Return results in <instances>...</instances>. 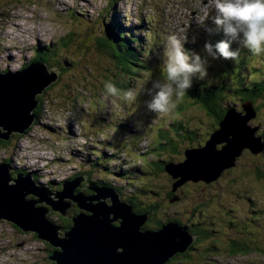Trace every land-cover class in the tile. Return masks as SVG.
I'll use <instances>...</instances> for the list:
<instances>
[{"label": "rangeland", "instance_id": "obj_1", "mask_svg": "<svg viewBox=\"0 0 264 264\" xmlns=\"http://www.w3.org/2000/svg\"><path fill=\"white\" fill-rule=\"evenodd\" d=\"M205 10L210 19L214 13L208 0H0V73L18 72L41 61L59 74V81L41 96L43 108L35 124L0 148V163L9 162L13 178L19 173L32 174L38 185L54 191L61 190L67 179L87 173L79 189L103 180L140 209L159 204L151 226H147L150 230H160L156 223L168 217L198 225L196 233L204 239H199L196 250L179 254L171 264H264V155L245 150L235 168L226 169L216 181L188 182L170 199L172 184L178 180L166 167L182 163L184 151L198 148L204 138L208 141L214 120L185 97L164 116L146 107L152 82L162 78L168 35H178L190 54L195 51L205 56L203 45L213 40L208 39L204 25L194 20ZM110 28L131 40L142 38L137 43L139 64L124 68L112 59L103 41L104 31ZM236 47L240 46L234 43ZM42 55L48 63L38 59ZM239 59V64L231 61L226 66L228 60L209 58L207 78H194L201 86L226 84L223 108L238 111L243 103L237 95L232 96L235 87L224 77L240 73L247 79V87L254 80L262 82L264 54L254 56L240 47ZM109 81L123 85H115L121 94L134 90L136 99L128 103L107 95L104 84ZM178 106L183 108L180 114ZM177 119L184 124L178 135L171 129ZM253 121L249 126L258 127L257 135L263 133L264 108ZM159 132L174 133L172 145L177 150L154 151L161 140ZM188 134L195 139H189ZM98 155L103 156L99 161ZM155 162L160 165L159 172L151 169ZM257 168L263 179L250 175ZM142 181H146L144 185ZM142 186L149 192L139 193ZM61 217L53 211L48 214L49 220L60 226ZM233 241L242 245L245 241L247 254L245 247L232 252L229 246ZM47 246L33 233L0 222V264H46L52 252Z\"/></svg>", "mask_w": 264, "mask_h": 264}, {"label": "water", "instance_id": "obj_2", "mask_svg": "<svg viewBox=\"0 0 264 264\" xmlns=\"http://www.w3.org/2000/svg\"><path fill=\"white\" fill-rule=\"evenodd\" d=\"M54 71L40 61L18 72L0 73L1 141L23 136L35 124L40 97L59 81ZM256 117L251 101L243 103L242 111L227 108L206 147L188 148L184 163L166 167L178 180L174 187L188 182L211 183L226 169L234 168L245 150L253 155L263 153L264 137L256 135L258 127L249 126ZM85 178L67 179L61 190L54 191L38 185L32 174L19 173L13 178L11 166L0 163V222L10 223L22 233H33L53 247L49 259L55 264H167L195 243V236L177 222L166 223L158 231L143 230L149 213L136 214L113 188L89 183L83 190L92 195L77 192ZM74 204L85 213L74 217L72 228L60 237L61 229L48 214L53 211L67 217Z\"/></svg>", "mask_w": 264, "mask_h": 264}, {"label": "clouds", "instance_id": "obj_3", "mask_svg": "<svg viewBox=\"0 0 264 264\" xmlns=\"http://www.w3.org/2000/svg\"><path fill=\"white\" fill-rule=\"evenodd\" d=\"M208 6L214 13L211 18L205 10L203 15L198 14L194 18L195 23L204 25L210 36L222 33L224 39L215 43L205 41V56L202 57L195 51L190 54L178 35H168L161 66L162 78L152 82L148 92L150 99L146 104L148 111L158 116L169 114L176 102L193 88L194 78L201 81L207 78L209 58L237 61L240 47L254 56L264 54V0H208ZM234 43L240 47L233 48ZM104 87L109 96L119 97L128 103L136 99L132 89L121 94L110 81L105 82Z\"/></svg>", "mask_w": 264, "mask_h": 264}, {"label": "trees", "instance_id": "obj_4", "mask_svg": "<svg viewBox=\"0 0 264 264\" xmlns=\"http://www.w3.org/2000/svg\"><path fill=\"white\" fill-rule=\"evenodd\" d=\"M138 27H141V26H138ZM112 31H113L112 28H110L109 30H105L104 34H105L106 38L103 40L105 42V44H106V47L108 48V51L110 52V55H111L112 59L115 60L116 62L118 61V63L123 65L124 68L127 67L128 65L136 66L137 64H139L141 49H140V46L137 45V43L141 42L142 38L139 37V38H136L135 40L134 39L131 40L128 37V35L125 34L124 32H122V34H119L117 32L113 33ZM206 36H207V34H206ZM212 38H213L212 36L208 35V39H212ZM221 39H224V37H220L217 40L212 41V42L215 43L216 41L221 40ZM133 43H135V47L132 46ZM198 46H200V45H198ZM198 46L195 45V48L198 47ZM149 54H150V51L148 52V55ZM145 57L147 58L148 56H145ZM45 58H46L45 55H42L38 59H40L42 61L45 60L48 63V60H46ZM35 61H37V60H35ZM230 62L231 61H227V63H225V65L229 66ZM232 62H234V61H232ZM234 63L235 64H239L240 63V59H238ZM226 77H227V81L228 80L232 81L229 84L235 87V88L231 89V91L233 93L232 96L237 95V97L240 98L242 103L251 101L253 103V105H254V108H255V111H256L257 117H258V113L260 112L261 108H264V102L256 104L261 99H264V80L262 82H258L256 80H254V81L250 82L248 87H247L246 86L247 79L245 77H243L242 75H240V73H235L234 75L225 76L224 79ZM116 84H118L119 87L124 88L123 85L115 82V85ZM208 85H210V84L204 85V83H203L202 86H201L200 84H197L194 81L193 88L191 90H189V92L184 97L187 100H191L197 106L199 105L206 115L212 117V119L214 120V123H213L214 127H213V132L211 134H213L214 131L219 128V124L224 119L225 113L227 111V108H223V96H222L223 92L227 91V89H226V84H220V85L218 84L217 86H208ZM39 100H40L39 107L35 111L36 114H37V118L39 117V114H40V112L42 111V108H43V102H42L41 97H40ZM182 110H183L182 106H180V107L178 106L176 108V111L178 112V114H180L182 112ZM179 116H181V115H179ZM179 116H177V117H179ZM257 117H256V119H257ZM171 129H174L176 135H178L180 133L179 130L180 129H184V124L182 123L181 120L179 121V119H177V122L171 127ZM207 133H205V134H207ZM211 134H210V136H211ZM158 136L160 137L161 140H159V142L155 146V150L154 151L166 150L167 147H170L171 151L176 149L175 146L172 145L174 143V136H175L174 133L172 135H170V134H167L166 132H164V133L163 132H159ZM187 136H188L189 139H192V140L195 139L194 137L191 138V135H189V134ZM257 136L264 137V132L259 134V135H257ZM12 139H14V137ZM9 143H10V141L4 142V141L0 140V148H5L6 146L9 145ZM202 143L204 144V141ZM206 143H207V141H206ZM206 143H205V145H206ZM203 144H201L202 146H198V147H203ZM184 153H185V151H184ZM261 154L264 155V152L261 153ZM263 155H261V157ZM100 158H103V156L102 155H98L97 160L99 161ZM185 159H186V157H185V154H184L183 161ZM165 163H168V162H164V164ZM154 165H155V167H154ZM159 166L160 165L158 164V162H155V164L154 163L152 164L151 169L154 170V171H158L159 172L160 171L159 170ZM163 169H164V167H162V170ZM260 171H262V170L260 168H257L255 170H252L251 172H253V173H251L250 175L253 176L256 179H263L262 178L263 174L260 173ZM84 174L86 175L87 173H84ZM90 174L91 173H88V175H90ZM77 177L78 176H74V178H77ZM97 182H99L101 185H104V186L113 188L115 190H118L117 187H115V186H113V185H111L109 183H105L103 180H98ZM145 182L146 181H142L141 184L144 185ZM192 183H194V182H192ZM51 184H54V183L51 182ZM131 184L134 186V183H131ZM175 184H176V182H174L172 184L171 195L169 196L170 199L176 197V195L174 194L175 192L179 191L182 188H186V186H187V183H186V184H184V185H182V186H180L178 188H175L174 187ZM61 189H62V187H61ZM142 189L143 190H138L139 193L146 194V193L149 192V190L145 189L143 186H142ZM87 194H90V193H87ZM128 201H130L131 204L135 207L134 211H135L136 214L142 215V214L149 213V220L147 221V223L143 227V230H146L148 228L147 226H151V225H149V222L154 220V215H155L156 211L159 209V204L149 205V206H147V207H145L143 209H140L135 204L134 201H132L131 199H128ZM68 220L69 219H67V217H61L62 226L56 224L57 226H59V228L62 227V232H59V234H60L59 236L60 237H64L65 233H67L69 231L70 227H72L71 224H73V223H71ZM169 222H177L179 224H182L183 226H188V227L191 226V228L189 227V230L193 234H195V238H196L195 246H198L200 244L199 239L200 240L204 239L202 236L198 237V235L196 233V231H197L196 230L197 229V225L196 224L187 225L186 223L184 224V223H181L180 221H178L177 218L174 219V218L168 217L163 222H157L155 228H160L161 229L166 223H169ZM243 244L245 246L242 245V244L237 243L236 241H233L232 243H230L229 249L232 252H237V251H240L239 246L245 247V252L247 254V249H246L247 245H246L245 241L243 242ZM253 249H255L257 251L256 247H254ZM54 251L55 250H52L51 254L49 255V258L53 255ZM177 257H178V255L176 257H174L173 259L176 260ZM173 259H171L167 264H169L170 262L174 261ZM52 262H54V261H52ZM54 264H55V262H54Z\"/></svg>", "mask_w": 264, "mask_h": 264}, {"label": "flooded vegetation", "instance_id": "obj_5", "mask_svg": "<svg viewBox=\"0 0 264 264\" xmlns=\"http://www.w3.org/2000/svg\"><path fill=\"white\" fill-rule=\"evenodd\" d=\"M240 111H242V108H241V110ZM16 136H14V138H15ZM206 139L204 138V144L203 143H201V144H203V146L205 145V143H206ZM201 144H199V146H202ZM82 176H85L86 178H87V176L86 175H82ZM89 178V177H88ZM70 179H74V177L73 178H70ZM89 180V179H88ZM90 183H96L97 185H99L100 187H105L104 185L103 186H101L100 185V183L99 182H97V181H94V182H90ZM188 184V183H187ZM88 190V189H87ZM80 191H83V193L85 194V195H92V192L91 191H85V190H83L82 188L81 189H78L77 190V192H80ZM91 192V193H90ZM87 193H90V194H87ZM129 204H131L130 202H128ZM79 211V212H78ZM81 213H85V212H82L79 208H78V206L77 205H73L72 206V208L71 209H69V211H68V215H67V219H69L68 221H70L71 223H72V219L74 218V217H76V216H78L79 214H81ZM51 221V220H50ZM55 224V223H54ZM72 226H73V224H71ZM181 226H183L182 224H180ZM198 226V225H197ZM59 227V226H58ZM183 227H185V228H187L188 229V231L191 233V234H193L190 230H189V227L191 228V226H183ZM72 227H70V229H71ZM60 229H62V227L60 228ZM69 229V230H70ZM146 230H149V229H146ZM194 236H195V234H193ZM34 237L36 238V236L34 235ZM240 248V251H242V247H239ZM52 247H50V246H47V251L48 252H50V251H52ZM53 250H55V249H53ZM191 250H196V247H195V243L193 244V246H191L190 247V249H189V251H191ZM189 251H187L185 254L186 255H188V253H189ZM238 252V251H237ZM236 253V252H235ZM237 254H240V253H237ZM182 256H180V258H181ZM177 258H179V257H177ZM47 260V262H46V264H54V262H52L51 260H49V257L46 259ZM174 260V259H173ZM173 262V261H172ZM172 262H170L169 264H171Z\"/></svg>", "mask_w": 264, "mask_h": 264}, {"label": "bare ground", "instance_id": "obj_6", "mask_svg": "<svg viewBox=\"0 0 264 264\" xmlns=\"http://www.w3.org/2000/svg\"><path fill=\"white\" fill-rule=\"evenodd\" d=\"M11 184H13V183H11ZM39 206L45 207L46 209H51V207L50 206H47V205H38V207Z\"/></svg>", "mask_w": 264, "mask_h": 264}]
</instances>
